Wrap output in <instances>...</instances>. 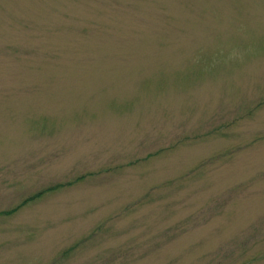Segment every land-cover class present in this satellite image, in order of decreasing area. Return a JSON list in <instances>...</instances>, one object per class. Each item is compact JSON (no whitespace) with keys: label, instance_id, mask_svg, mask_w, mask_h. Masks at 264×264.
<instances>
[{"label":"rangeland","instance_id":"obj_1","mask_svg":"<svg viewBox=\"0 0 264 264\" xmlns=\"http://www.w3.org/2000/svg\"><path fill=\"white\" fill-rule=\"evenodd\" d=\"M0 264H264V0H0Z\"/></svg>","mask_w":264,"mask_h":264},{"label":"trees","instance_id":"obj_2","mask_svg":"<svg viewBox=\"0 0 264 264\" xmlns=\"http://www.w3.org/2000/svg\"><path fill=\"white\" fill-rule=\"evenodd\" d=\"M80 179H82V178H78L77 180H80ZM51 189H53V188H51ZM51 189H47V191H48V190H51ZM38 195H40V194H38ZM38 195H37V196H38Z\"/></svg>","mask_w":264,"mask_h":264}]
</instances>
